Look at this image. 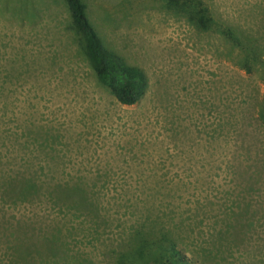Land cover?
I'll return each instance as SVG.
<instances>
[{"label": "rangeland", "instance_id": "1", "mask_svg": "<svg viewBox=\"0 0 264 264\" xmlns=\"http://www.w3.org/2000/svg\"><path fill=\"white\" fill-rule=\"evenodd\" d=\"M83 2L149 86L118 102L66 0H0V264H155L164 232L196 264H264V67L246 72L169 0ZM201 2L246 24L262 1ZM30 171L46 190L2 198ZM77 184L82 205L47 190ZM226 213L243 226L224 252Z\"/></svg>", "mask_w": 264, "mask_h": 264}, {"label": "trees", "instance_id": "2", "mask_svg": "<svg viewBox=\"0 0 264 264\" xmlns=\"http://www.w3.org/2000/svg\"><path fill=\"white\" fill-rule=\"evenodd\" d=\"M259 1H262L261 4H253L257 8L250 9L248 22L242 24L223 18L213 7L211 13L208 8L203 6L201 0H169L176 5L175 8L178 12L184 13L183 15L194 27L202 31L211 30L212 33H217L229 42L236 64L248 73L253 72L258 65L264 67V0ZM66 2L71 9L75 26L85 37L87 58L98 80L110 89L121 104L138 103L149 86L147 72L142 67L129 63L118 52L105 46L87 15L83 0H66ZM1 183L2 198L10 199L13 202L25 200L41 190H46L44 183L37 179V174L31 171L16 178L5 179ZM47 190L51 194L63 193V195L71 197L73 203L79 205H82L86 198L85 189L79 184L71 187H50ZM230 217L223 219L221 229L218 231L220 236L218 237V234L217 237L215 236V240H212L214 248L217 247V250L220 251L223 249L224 252L231 250L242 240L240 237V229L243 226L241 220L237 219L235 224L232 219L230 220ZM223 224H226L224 230ZM168 234L164 232L153 239V245L157 249H150L152 253L149 256H152L155 264H196L195 260L180 248ZM230 236L231 238H228ZM154 250L157 251L153 252ZM141 252L143 250H140ZM213 252L212 250V257ZM134 256H136L135 251Z\"/></svg>", "mask_w": 264, "mask_h": 264}]
</instances>
